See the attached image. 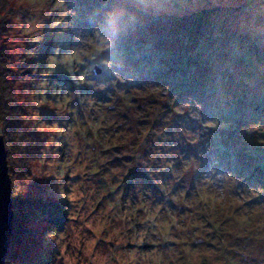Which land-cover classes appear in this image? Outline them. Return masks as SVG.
Segmentation results:
<instances>
[{"label":"rangeland","instance_id":"obj_1","mask_svg":"<svg viewBox=\"0 0 264 264\" xmlns=\"http://www.w3.org/2000/svg\"><path fill=\"white\" fill-rule=\"evenodd\" d=\"M262 99L264 0H0L5 263L264 264Z\"/></svg>","mask_w":264,"mask_h":264},{"label":"trees","instance_id":"obj_2","mask_svg":"<svg viewBox=\"0 0 264 264\" xmlns=\"http://www.w3.org/2000/svg\"><path fill=\"white\" fill-rule=\"evenodd\" d=\"M99 16L100 15H97V13H95V16H93L91 19H90V24L93 22V21H96L95 19L96 18H98L99 19ZM111 28V27H110ZM97 29L99 30L100 28L98 27V28H96L93 32H94V34H97L99 31H97ZM100 35L102 36V34L100 33ZM126 42H128V41H126ZM127 44H129V46H127V48H124L123 49V51H124V53L127 55V57H129V58H131L132 56H134V57H136L137 59H139V60H141L142 61V64L144 63V61H145V64H146V68H148V62L149 63H153L152 62V60H151V58H150V60H148L147 59V55H149L150 56V53H151V51L154 49V44L152 45V44H149L148 46L146 45H144V44H140V42L137 40V39H135V40H133L132 42H129V43H127ZM131 46H133V47H135V48H131ZM148 52H150L149 54H148ZM119 57V56H118ZM120 58V57H119ZM121 59V58H120ZM214 67H216L215 65H214ZM140 68H141V66H140ZM182 68V67H181ZM137 71H141V73H143L144 71H142V70H137L136 68H135V71H134V73H133V75L137 72ZM146 74H147V77L150 75V73L149 72H146ZM87 75V74H86ZM131 75V74H130ZM102 76V75H101ZM101 76H97L96 77V79H97V82L99 81V79H101ZM134 78V81H135V86L136 87H138L139 86V80H140V78H136V77H133ZM96 79H94V80H96ZM187 88H190L189 86L187 87ZM208 94V93H207ZM207 94H205V95H207ZM264 99H262L260 102H257L256 104L257 105H259V107L260 108H262L264 105H262L263 103H264V101H263ZM256 104H255V106L254 107H257L256 106ZM224 118H227V116H224ZM195 120V124H196V126H197V131H200V130H202V129H206V130H210L209 128H207V123L205 124V125H201V123H202V118L200 117V118H198V119H194ZM68 124H71V123H68ZM239 125H240V121H239ZM217 136H218V138H217ZM221 137L219 136V135H214V141H211L210 143H208V147L210 148V149H212L213 150V146L214 145H217V151H216V155L217 156H214L216 159L217 158H223L222 156H221V154L220 153H218V151H220V149H221V147L219 146V144L220 145H222V151L224 150V148L226 147V144L225 143H223L222 142V144H221V141L219 140ZM228 140L229 141H232V143L234 144V140L232 139V138H228ZM240 142H243V143H245L244 142V140L243 139H241L240 140ZM243 143H241V144H243ZM226 150H224L223 151V153L225 152L226 153V155H224V156H226V157H228L230 160H231V165H232V167H235V168H233V170H240V172H241V174L242 175H244V177L246 176V175H251V176H254V169L253 168H251L252 167V165L253 164H251V163H255V161L253 162V161H250V160H246L245 161V163L244 164H242L243 165V167H241L242 165H240V161H241V159H240V157H238V156H235L234 154H233V151L231 150V148H229V146L227 145V147L225 148ZM6 151H7V149H6ZM8 154V153H7ZM262 154V153H261ZM245 156H247V154H245ZM8 166V165H7ZM239 167H241V168H239ZM255 167V166H254ZM173 168V167H172ZM237 168V169H236ZM9 169V168H8ZM203 169H205V166H204V168ZM9 171V170H8ZM172 178V180H175L176 179V176H174V175H172V174H169ZM169 180V177H168V175H165V178L163 179V181H161V183H158V184H156L157 186H158V188L159 189H162L163 190V188L164 189H167V191H169L167 194H170V195H172V197H176V194H171V191H172V189L173 190H175V187H172V188H170L169 187V185H170V183H169V185L167 184V181ZM177 184H179V181L177 180ZM180 187H181V185H179ZM176 189H178V188H176ZM164 194H166V193H164ZM200 195V194H199ZM174 199H176V198H174ZM168 207H170V208H172L173 209V212L172 213H170V214H173L174 213V207L172 206V205H167ZM13 212L15 213V211H16V208H14V204H13ZM44 215H46V214H44ZM43 216V215H42ZM193 225V224H192ZM215 225V224H214ZM6 264V263H5Z\"/></svg>","mask_w":264,"mask_h":264},{"label":"water","instance_id":"obj_3","mask_svg":"<svg viewBox=\"0 0 264 264\" xmlns=\"http://www.w3.org/2000/svg\"><path fill=\"white\" fill-rule=\"evenodd\" d=\"M13 227L12 190L7 153L0 136V264H5Z\"/></svg>","mask_w":264,"mask_h":264}]
</instances>
